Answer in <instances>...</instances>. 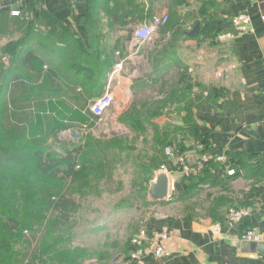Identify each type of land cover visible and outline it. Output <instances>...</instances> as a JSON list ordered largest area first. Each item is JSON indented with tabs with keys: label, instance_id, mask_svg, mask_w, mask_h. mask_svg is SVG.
Returning <instances> with one entry per match:
<instances>
[{
	"label": "crops",
	"instance_id": "obj_1",
	"mask_svg": "<svg viewBox=\"0 0 264 264\" xmlns=\"http://www.w3.org/2000/svg\"><path fill=\"white\" fill-rule=\"evenodd\" d=\"M143 1L138 9L146 11L144 20L149 15L165 13L169 21L152 40L140 45L132 39L133 28L140 23L137 13L125 14L111 1L108 14L100 11L98 22L103 26L104 45L112 51L114 64L124 60L117 73L112 77L108 74L101 94L108 90L112 96L102 117L109 116L111 125H123L119 133L111 136L129 138L128 130L140 134L132 124L140 119L147 121L154 126L151 153L147 156L150 158L159 146L155 136L172 125L178 129L174 135L187 162L193 163L203 151L223 155L226 166L224 171L213 170L211 180L187 197L182 174L175 173L173 162H167L173 174L168 177L167 196L160 201L151 200L149 195L159 170L155 172L145 187L147 200L140 217L149 232L167 233L163 246L168 254L160 258L147 255L136 262L129 258L132 247L128 245L125 253L117 252L123 256L117 257L118 262L264 264V251L259 248L264 243V0ZM30 2L33 8L51 13L81 37L86 36L79 17L86 11L88 0H0V9L18 11ZM237 12L250 15L253 30L234 33L224 41L212 39L210 32L214 30L233 31L230 19ZM196 24L198 34L189 36ZM170 92L174 93L172 105L184 106L172 116L166 114L163 101ZM64 99L70 103L68 97ZM92 99L95 98L87 99L79 110L80 117L64 119L70 127L60 138L79 143L84 128L97 123L87 108ZM153 107L158 112L152 111ZM122 115L130 117L123 122ZM134 150L135 147L129 151V159L122 157L124 162L135 161ZM144 160L140 161L141 168ZM154 164L158 169L159 162ZM232 166L236 171L228 175L226 168ZM232 203L247 205L252 214L228 226L224 215Z\"/></svg>",
	"mask_w": 264,
	"mask_h": 264
},
{
	"label": "trees",
	"instance_id": "obj_2",
	"mask_svg": "<svg viewBox=\"0 0 264 264\" xmlns=\"http://www.w3.org/2000/svg\"><path fill=\"white\" fill-rule=\"evenodd\" d=\"M110 1L116 9H123L125 14L137 13L139 22L144 21L146 11L138 9L143 0H88L86 11L79 17L86 33L83 38L51 13L33 8L31 2L18 14L0 9V264H83L92 256L87 247L71 244L69 222L82 207L78 199L97 188V183L92 185L90 181L91 171L104 169V176L111 177L114 156L124 153L123 157L129 159L131 147L125 135L102 141L87 133L83 144H62L61 149L54 146V140L58 130L70 127L64 119L80 117L79 110L86 100L103 93L114 60L112 51L104 45L103 26L98 20L101 10L105 14L110 12ZM130 5L132 9H124ZM168 21L169 15L162 25ZM222 32H210L212 39ZM173 94L170 92L163 100L170 116L184 110V106L172 105ZM46 105L48 145H40L27 135L25 125L31 127L35 122L37 128L43 129L47 114L38 112L39 107ZM25 107L31 108V112L21 110ZM156 108L151 110L156 113ZM13 110L24 116L22 126L8 118V112ZM129 117L122 115L120 119L124 122ZM143 121L129 123L132 129L139 130ZM177 130L167 125L164 133L155 136L159 146L150 156V163L143 165L151 170L144 178L145 187L155 174V166L151 165L157 160L159 165L167 161L163 149L166 145H172L175 153H183L174 135ZM95 158L100 160L101 167L91 164L96 162ZM225 166L226 162L211 158L199 172L182 175L180 179L186 182L184 195H193L211 180L213 170L224 171ZM231 168L236 171L235 166ZM230 206L248 207L235 203ZM139 220L142 222L141 217Z\"/></svg>",
	"mask_w": 264,
	"mask_h": 264
},
{
	"label": "rangeland",
	"instance_id": "obj_3",
	"mask_svg": "<svg viewBox=\"0 0 264 264\" xmlns=\"http://www.w3.org/2000/svg\"><path fill=\"white\" fill-rule=\"evenodd\" d=\"M3 60L6 63L8 62L6 56ZM43 98L47 99V96ZM39 108L41 110L38 113L47 114L44 116L46 126L43 129H39L36 127L35 122L31 127L30 124L25 125L27 126V135H29L32 140H35V142H37L36 144L42 145V143H44L48 145V136L45 134L48 125V105ZM44 108L46 109L44 110ZM21 110H28L31 112V108L28 109L27 107L21 108ZM14 111L15 110L8 112V118L14 122L15 120L19 121V125L22 126L24 123H21V120L25 119L24 116L21 117L19 112L17 113V111ZM28 111L26 115H28ZM96 122L95 124H90V127L84 128L85 130L83 133L91 132L99 136L96 137V139L102 141L112 137V134L119 133L123 128V125L119 122L118 124L111 125L109 116L106 114H104L99 122ZM153 129L154 126L147 123V121H143L139 128L138 132L140 134L127 129L129 138L126 137V143L133 148L135 147V150L132 152V157L135 161L132 163L124 162V153H121V155L116 154V156H114L115 162H112L113 171L111 177L108 178L104 176V169L91 171L90 181L92 185L97 183V188L93 189L84 199H78L82 207L73 215L68 225L72 233L71 244L85 246L92 254V256H90L91 258L86 259L83 264H119L117 257L122 259L123 256L119 255L117 252L125 253L127 246L130 245L131 236L140 227L145 226L144 223L140 222L139 217L140 211L145 207V200H147V192L145 190L146 179L144 178H148L151 170L149 171L141 168L140 161L145 159L142 162H146L147 164L150 163L147 156L151 153L149 143ZM65 130L67 129L58 130L55 133L56 140H54V146L58 149H61L62 144H65L64 146H70L71 144L66 141V139L60 138V135H62ZM84 134L79 143L77 140L74 141L76 146L86 141ZM41 136H44L42 138L43 140H39ZM67 136L69 135H66V137ZM167 147L175 151L172 145H166L163 149ZM204 153L205 152H202L200 155ZM199 157H197L196 160H198ZM90 158L93 157L91 156ZM95 161L96 162L91 164L100 166V160L95 158ZM218 161L222 162L223 160ZM151 166H155L153 167L155 170L154 172H158L159 170L158 174L161 172L165 173L160 165H158V169L155 164ZM174 171L178 173L177 170ZM165 174L169 177L173 173L171 172L170 175L167 173Z\"/></svg>",
	"mask_w": 264,
	"mask_h": 264
},
{
	"label": "built area",
	"instance_id": "obj_4",
	"mask_svg": "<svg viewBox=\"0 0 264 264\" xmlns=\"http://www.w3.org/2000/svg\"><path fill=\"white\" fill-rule=\"evenodd\" d=\"M12 14H18L16 10L11 11ZM264 19V16H261ZM168 19V15L165 13L153 14L149 19H146L140 22L133 28L132 39L133 43L140 45L146 43L154 38L158 33V30L162 24H164ZM231 25L235 32H222L218 34L215 38L216 41H224L233 36L234 33L242 34L246 32H251L252 20L250 15L247 12H237L232 15L230 19ZM119 55V52H116ZM123 59L117 61L110 72L112 77L117 73L123 66ZM112 103V96L109 91L106 90L103 95L98 98L92 99L88 103V110L91 114L96 117L95 121H100L104 111ZM164 153L167 156V161L160 165L161 169L167 174L170 175L172 170L167 167V162H173L176 166L174 170H177L178 173L182 175H189L190 173H196L201 170L203 165L207 163L211 158L218 160H224V156L218 154L212 155L204 153L200 155L198 160H195L193 163L187 162L183 153H175L172 148H165ZM226 173L228 175H233L235 171L232 168H226ZM252 214V209L250 207H240L234 208L230 207L224 216V220L228 226H234L239 224L244 218L249 217ZM167 238V233L163 231H151L149 232L147 227H140L132 236L130 240L131 252L130 259L133 261L139 262L143 257L147 255H152L156 258L166 256L168 254L167 250L163 246V241ZM264 242V238H263Z\"/></svg>",
	"mask_w": 264,
	"mask_h": 264
},
{
	"label": "water",
	"instance_id": "obj_5",
	"mask_svg": "<svg viewBox=\"0 0 264 264\" xmlns=\"http://www.w3.org/2000/svg\"><path fill=\"white\" fill-rule=\"evenodd\" d=\"M199 32V24H196L189 32V36H196ZM168 190V176L165 173H159L155 181L149 187L151 200L160 201L166 198ZM260 250L264 251V243L260 244ZM121 264V263H119Z\"/></svg>",
	"mask_w": 264,
	"mask_h": 264
}]
</instances>
